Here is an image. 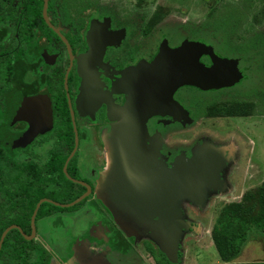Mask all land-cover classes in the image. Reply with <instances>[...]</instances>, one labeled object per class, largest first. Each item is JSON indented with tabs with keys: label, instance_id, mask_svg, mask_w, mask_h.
Returning <instances> with one entry per match:
<instances>
[{
	"label": "flooded vegetation",
	"instance_id": "obj_1",
	"mask_svg": "<svg viewBox=\"0 0 264 264\" xmlns=\"http://www.w3.org/2000/svg\"><path fill=\"white\" fill-rule=\"evenodd\" d=\"M41 2L40 17L27 15L29 0H3L0 12V264H228L216 250L214 227L203 229L210 224L203 207L177 206L199 203L201 190L165 208L118 199L114 131L139 67L162 47L151 37L149 8L140 0H47L45 18ZM211 56L200 61L210 67ZM236 68L238 83L215 90L179 87L173 99L183 112L148 119V145L157 150L153 172L207 153L214 174L209 187L230 191L249 167L262 165L249 128L199 131L200 120L250 117L252 100H264L250 65ZM183 133L191 136L183 140ZM61 161L64 178L55 179ZM82 196L75 210L47 206Z\"/></svg>",
	"mask_w": 264,
	"mask_h": 264
},
{
	"label": "rangeland",
	"instance_id": "obj_2",
	"mask_svg": "<svg viewBox=\"0 0 264 264\" xmlns=\"http://www.w3.org/2000/svg\"><path fill=\"white\" fill-rule=\"evenodd\" d=\"M140 2L149 8L151 37L157 42L156 47L202 40L209 45L212 54L218 52L231 58L239 68L250 65L253 71L249 69V72L256 75L251 78L253 84L264 86V0ZM3 5V0H0V12ZM247 83L242 82L239 86ZM196 93L208 95V92ZM252 102L256 103L249 109L246 106L248 111L250 108L253 110L250 117L200 120L199 131H213L214 128L226 132L231 128L232 131L239 127L249 128L254 133L251 136L258 138L257 148L261 151L258 157H261L262 165L249 167L248 174H242L241 179L230 184V191L221 187L211 190L210 185H204L199 203L184 200L177 205L188 206L185 202H191L192 206L203 207L201 213L210 222L203 229L209 231L213 226L214 233L227 239L233 255L228 264H254L258 259L264 260V204L260 199L264 188V100L257 98ZM190 136L183 133L182 139ZM253 141L256 142V139L253 138ZM253 156L256 158L257 154ZM205 237L209 236L204 235L203 240ZM215 258L217 260L216 253Z\"/></svg>",
	"mask_w": 264,
	"mask_h": 264
},
{
	"label": "water",
	"instance_id": "obj_3",
	"mask_svg": "<svg viewBox=\"0 0 264 264\" xmlns=\"http://www.w3.org/2000/svg\"><path fill=\"white\" fill-rule=\"evenodd\" d=\"M43 1L46 18L47 0ZM207 54L209 47L201 42H185L176 48L162 46L150 64L139 67V76L113 136L119 162L117 192L121 203L141 208L170 207L177 200L197 198L202 186L213 183L212 161L207 153L191 161L179 160L171 169L153 172L152 168L158 164L157 150L156 145H148L146 131V122L151 117H175L183 112L173 99L177 88L189 85L215 90L232 86L242 79L234 61L212 53V65L206 67L200 58ZM83 198L68 204L50 202L56 207L69 208ZM41 203L35 208L32 223Z\"/></svg>",
	"mask_w": 264,
	"mask_h": 264
},
{
	"label": "trees",
	"instance_id": "obj_4",
	"mask_svg": "<svg viewBox=\"0 0 264 264\" xmlns=\"http://www.w3.org/2000/svg\"><path fill=\"white\" fill-rule=\"evenodd\" d=\"M26 1V0H24ZM30 3L29 5L27 6V15H31V16H39L40 17V14H41V5H42V2L41 0H29ZM35 2V3H34ZM25 2H23L24 4ZM62 162L61 161V164L60 165H57L55 166V179H57V176H60L62 178H64L63 174H62V171H61V167H62ZM72 184H70V190H72ZM262 203L264 204V188L262 190V193H261V197H260ZM38 199L37 198H34V199H30L29 202H28V214H27V219L30 217L31 215V212L33 211L34 209V206H35V203ZM56 201L60 202V203H64V204H67V203H71L75 200V198L73 197H68V198H63V197H60V198H56L55 199ZM83 205V202L79 203L78 205L72 207V208H68V209H62V208H59V207H56V206H52V205H47L49 206L52 210L54 211H70V210H75L77 209L78 207L82 206ZM43 215V213L39 214L38 217H41ZM2 230H0V234H1ZM214 240H215V246H216V250L221 258L222 261H226V262H230L233 255L231 254V249L229 248L228 246V243H227V239L223 236H218V235H215L214 236Z\"/></svg>",
	"mask_w": 264,
	"mask_h": 264
}]
</instances>
